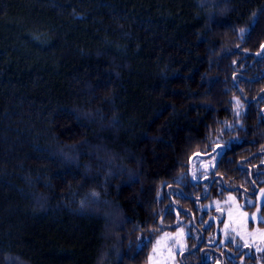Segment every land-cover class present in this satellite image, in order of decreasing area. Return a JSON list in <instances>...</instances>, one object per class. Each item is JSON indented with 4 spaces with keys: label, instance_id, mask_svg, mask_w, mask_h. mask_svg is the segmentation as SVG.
<instances>
[{
    "label": "trees",
    "instance_id": "16d2710c",
    "mask_svg": "<svg viewBox=\"0 0 264 264\" xmlns=\"http://www.w3.org/2000/svg\"><path fill=\"white\" fill-rule=\"evenodd\" d=\"M263 159L264 0H0V264H147Z\"/></svg>",
    "mask_w": 264,
    "mask_h": 264
},
{
    "label": "rangeland",
    "instance_id": "374dc122",
    "mask_svg": "<svg viewBox=\"0 0 264 264\" xmlns=\"http://www.w3.org/2000/svg\"><path fill=\"white\" fill-rule=\"evenodd\" d=\"M212 164L213 159L210 158L196 160L194 165L195 175L207 174ZM261 175H264V171L256 170L255 178L257 181L252 180L253 186L257 185L256 187H258L256 183L262 180ZM211 183L208 185L207 194L204 196L206 198L211 192H208ZM220 189L221 186H219L217 193L213 194L203 204V210L215 209L213 216L217 217L222 233L220 243L233 248L234 251L239 249L236 255L245 251L244 256L249 254L256 257L249 260V263L262 264V257L264 256V182L256 193V204L253 207L248 206V208L243 206L239 192L229 190L225 194H220ZM243 194L245 195L246 192L243 191ZM204 197L201 199L204 200ZM190 233V228L184 226L158 233L154 239V248L147 264H183L182 253L187 246Z\"/></svg>",
    "mask_w": 264,
    "mask_h": 264
},
{
    "label": "flooded vegetation",
    "instance_id": "af4514ba",
    "mask_svg": "<svg viewBox=\"0 0 264 264\" xmlns=\"http://www.w3.org/2000/svg\"><path fill=\"white\" fill-rule=\"evenodd\" d=\"M259 164H264V160H261ZM243 166L245 167V169H251L250 164L248 162H245ZM256 166H257L256 168H258L257 171L260 172L264 171V165L263 167L260 168L258 165ZM208 176L210 177L211 175L209 174ZM201 179L203 178H200V180ZM211 181L212 180L209 181L208 185L211 183ZM220 182H223V183H219V185L221 186L220 189L221 191L223 188H226L228 190L234 188V186L228 185L226 182H224L222 178H220ZM256 186L257 185H255V187ZM258 187L260 188V186ZM255 190H253L252 188L241 189L240 197L242 199V203L244 202L246 204V205L243 204L245 208H248V202L251 198L255 199V204H256L257 201L256 193H253L255 192ZM243 191L246 192L245 195L243 194ZM210 210H206L205 213L209 212ZM213 217H214L213 214L211 216L206 215L205 216L206 221H204L203 218L200 217L199 222L201 225L199 224V226L193 228L191 226L190 228L191 233L188 236L187 246L184 248L182 253L183 264H239L240 263L238 262L237 258L234 257L236 255L234 249L226 247L225 244L220 243L222 239L220 224L219 221L217 220V217L216 216L214 218ZM208 219L209 221L211 220L210 224L211 223L214 224L215 227L214 229H212L209 226L210 224H208L209 223Z\"/></svg>",
    "mask_w": 264,
    "mask_h": 264
},
{
    "label": "water",
    "instance_id": "95a60500",
    "mask_svg": "<svg viewBox=\"0 0 264 264\" xmlns=\"http://www.w3.org/2000/svg\"><path fill=\"white\" fill-rule=\"evenodd\" d=\"M224 150H225V147L222 148L221 153L219 154V158L222 156ZM213 181H214V180H213ZM213 181H212V183H211V186L209 187V191H208V192L211 191V188H212V185H213ZM233 189H235V188H231V190H233ZM258 190H259V187H257L256 190H255V192H253V193H257ZM204 198H206V197H204ZM243 204L246 205L244 202H243ZM254 205H255V199H254V198H251V199L249 200V202H248V206H249V207H253Z\"/></svg>",
    "mask_w": 264,
    "mask_h": 264
}]
</instances>
